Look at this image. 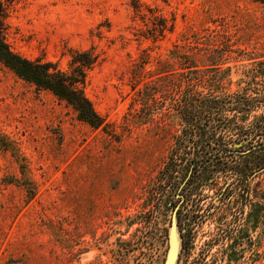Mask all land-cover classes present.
I'll list each match as a JSON object with an SVG mask.
<instances>
[{
  "label": "rangeland",
  "instance_id": "rangeland-1",
  "mask_svg": "<svg viewBox=\"0 0 264 264\" xmlns=\"http://www.w3.org/2000/svg\"><path fill=\"white\" fill-rule=\"evenodd\" d=\"M131 1L17 0L9 10L7 42L27 58L66 68L70 49H94L84 91L103 123L78 119L0 62V264H162L173 218L175 264H264V167L249 170L246 140L225 135L219 152L179 142L170 94L143 104L146 77L173 82L188 64L159 67L191 46L211 60L192 73L204 89L262 92L264 0H139L174 19L156 39ZM259 114L264 106L246 121Z\"/></svg>",
  "mask_w": 264,
  "mask_h": 264
},
{
  "label": "trees",
  "instance_id": "trees-1",
  "mask_svg": "<svg viewBox=\"0 0 264 264\" xmlns=\"http://www.w3.org/2000/svg\"><path fill=\"white\" fill-rule=\"evenodd\" d=\"M15 1L17 0H0V62L10 68L19 78L34 85L37 89L49 91L71 106L78 119L92 127L101 126L103 119L84 91L87 73L98 62V54L93 48L70 49L67 67L62 68L57 61L42 56L27 58L12 50L6 38V19ZM131 6L134 15L145 22L144 24H149L144 33L147 37L156 39L163 37L166 31L173 30L174 19L168 21L166 17L158 13L156 7L143 4L139 0H132ZM193 49L196 51L193 52ZM202 50L201 47L191 46L190 51L186 49L175 51L171 55L172 62L163 61L158 73L171 72L173 69L170 68L176 61H183V64L186 62L188 65H185V71L175 69L171 72L167 77L175 78L170 83L165 81V78L152 77L153 74L147 76V81L144 83L145 102L143 104L150 101V104H163L166 100L165 96L169 93L168 104L165 106L177 117L180 126L179 133L174 134L177 136V141L201 142L207 146L214 142L218 144L216 150L219 152V140H222L225 135L234 136L235 141L238 142L246 140L247 149L250 150L247 154L248 168L253 172L260 170L264 167V114L253 117L249 122L246 119L255 110L264 106V90L260 92L254 89L251 94L247 91L219 94L214 87L208 86L204 89L205 87L200 85L204 84V81H200V77L195 78L192 74L202 72L199 68L201 62L199 59L209 60L203 56ZM141 62L147 63L148 58L144 57ZM196 62L197 64H194ZM144 76L142 65L134 66L131 69L132 87L135 88ZM141 91L143 89L139 92ZM254 139L257 140L253 145L252 140ZM223 150L229 149L223 148ZM193 164L197 165L196 162ZM210 164L217 165L216 162ZM210 164L207 165L204 161L198 165L207 168ZM190 165V161L184 164L185 171H188ZM169 166L171 165L167 167ZM245 166L243 164L240 170L245 171Z\"/></svg>",
  "mask_w": 264,
  "mask_h": 264
},
{
  "label": "water",
  "instance_id": "water-1",
  "mask_svg": "<svg viewBox=\"0 0 264 264\" xmlns=\"http://www.w3.org/2000/svg\"><path fill=\"white\" fill-rule=\"evenodd\" d=\"M180 247V236L175 223V218L171 220L168 232V247L162 264H175Z\"/></svg>",
  "mask_w": 264,
  "mask_h": 264
}]
</instances>
